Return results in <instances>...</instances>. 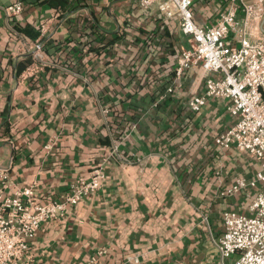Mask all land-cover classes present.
Segmentation results:
<instances>
[{
	"label": "crops",
	"instance_id": "0c3cea01",
	"mask_svg": "<svg viewBox=\"0 0 264 264\" xmlns=\"http://www.w3.org/2000/svg\"><path fill=\"white\" fill-rule=\"evenodd\" d=\"M15 1L0 0V8ZM22 2L18 17L0 22L5 195L32 187L40 203L60 200L107 160L102 188L43 224L24 264H233L235 256L222 259L214 246L222 215L247 213L264 184L219 192L239 177L252 180L260 167L214 144L237 121L230 103L209 98L199 112L188 110L203 87L197 69L159 101L190 48L176 22L137 0ZM228 5L193 0V21L214 25ZM255 33L264 41V19ZM37 43L39 59L27 47ZM32 65L43 68L26 78Z\"/></svg>",
	"mask_w": 264,
	"mask_h": 264
},
{
	"label": "built area",
	"instance_id": "2783aa9c",
	"mask_svg": "<svg viewBox=\"0 0 264 264\" xmlns=\"http://www.w3.org/2000/svg\"><path fill=\"white\" fill-rule=\"evenodd\" d=\"M192 3L193 0H137L143 10H156L167 21L176 22L190 44L189 49L181 50L170 85L159 101L182 86L187 71L197 69L203 87L201 93H193L187 100L188 110L199 112L209 98L230 103L228 111L237 121L217 135L214 144L222 150L234 148L246 153L260 167L252 180L239 177L234 185L219 192L220 197H229L248 186L264 184V41L255 39L264 19V0H228L217 23L204 27L193 21ZM22 11V0L0 8V22L18 17ZM38 31L42 38L47 24H40ZM27 47L34 50L36 58L41 57V44ZM42 68L43 65H32L24 75L32 77ZM106 163L105 159L93 166L88 179L78 178L60 200L45 203L35 200L32 187L5 195L9 184L6 172L0 170V264L30 261L29 241L43 224L64 216L68 207L102 188ZM247 210L253 216L223 213L222 231L214 246L222 259L235 256L233 264H264V188ZM129 261L138 263L136 257H129ZM88 264L98 261L92 258Z\"/></svg>",
	"mask_w": 264,
	"mask_h": 264
},
{
	"label": "rangeland",
	"instance_id": "374dc122",
	"mask_svg": "<svg viewBox=\"0 0 264 264\" xmlns=\"http://www.w3.org/2000/svg\"><path fill=\"white\" fill-rule=\"evenodd\" d=\"M243 215L248 216V217L253 216V215H252L251 213H249V212H247V213H243Z\"/></svg>",
	"mask_w": 264,
	"mask_h": 264
}]
</instances>
